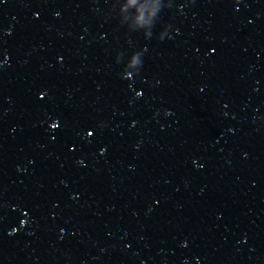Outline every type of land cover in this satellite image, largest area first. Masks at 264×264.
Here are the masks:
<instances>
[{"label": "water", "instance_id": "1", "mask_svg": "<svg viewBox=\"0 0 264 264\" xmlns=\"http://www.w3.org/2000/svg\"><path fill=\"white\" fill-rule=\"evenodd\" d=\"M0 264H264V0H0Z\"/></svg>", "mask_w": 264, "mask_h": 264}]
</instances>
